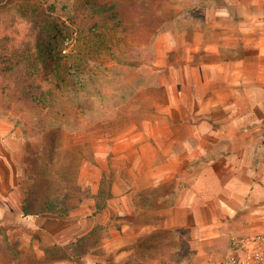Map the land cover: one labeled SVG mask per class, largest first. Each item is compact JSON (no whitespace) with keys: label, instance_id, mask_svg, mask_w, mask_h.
<instances>
[{"label":"rangeland","instance_id":"374dc122","mask_svg":"<svg viewBox=\"0 0 264 264\" xmlns=\"http://www.w3.org/2000/svg\"><path fill=\"white\" fill-rule=\"evenodd\" d=\"M31 1L61 25L58 39L64 41L71 65L87 66L94 77L83 83L80 78L69 80L47 119L9 95L0 100V160L9 181L15 182L9 191L17 201L24 199L33 182L28 174L37 173L52 193L57 186L80 185L97 194L102 174L106 183L112 173V195L84 196L63 217L67 231L87 236L90 252L84 258L48 260L45 249L56 240L10 215L5 224L0 221V228L12 233L17 254L0 250V264H264V231H218L216 219L208 229L201 228L199 219L189 228L174 223L177 180L156 186L153 172L140 171V154L155 157L150 145L154 140L146 138L144 123L157 118L161 109H138L157 104V84L173 78L171 67L186 57L187 45L174 49L171 39L190 34L188 24L199 20L190 13L194 0H116L118 10L105 17L93 5L110 0ZM107 21L112 42L98 40ZM5 168L0 164V178ZM97 200L105 204L100 211ZM218 216L214 205L212 212L202 209L203 222L210 224L208 218ZM63 239L69 244L75 237L67 234Z\"/></svg>","mask_w":264,"mask_h":264},{"label":"crops","instance_id":"0c3cea01","mask_svg":"<svg viewBox=\"0 0 264 264\" xmlns=\"http://www.w3.org/2000/svg\"><path fill=\"white\" fill-rule=\"evenodd\" d=\"M191 8L199 20L188 24L190 34L171 39L173 48L186 44L187 53L171 67L173 78L157 84L149 112H161L144 123L155 157L142 152L140 171L153 172L156 186L177 180L174 223L189 228L199 219L208 229L216 219L218 231H264V0H194ZM4 174L1 224L14 215L54 244L64 245L67 234L76 240L79 231H67L64 216H25L6 168ZM213 205L219 216L203 222L202 209L212 212Z\"/></svg>","mask_w":264,"mask_h":264},{"label":"trees","instance_id":"16d2710c","mask_svg":"<svg viewBox=\"0 0 264 264\" xmlns=\"http://www.w3.org/2000/svg\"><path fill=\"white\" fill-rule=\"evenodd\" d=\"M93 9L105 17L116 12L118 6L116 0H110L105 4L93 5ZM103 26L105 32L98 31V40H107V30L112 28L108 21ZM91 32L95 34V30ZM61 34L59 22L45 8L31 0H0V100L9 95L15 102L26 104L25 110L47 119L57 101L58 91L64 85H69V80L80 78V83L93 80L94 75L87 66L81 68L82 65H71L64 52V41L58 39ZM109 41L105 44L108 47ZM148 89L151 92V88ZM144 105L138 109L140 112L155 108L151 102ZM21 107L24 108L23 105ZM108 176L109 181L105 183L107 176L102 174L97 194H91L80 185L72 188L57 186L52 193L41 183L42 174L29 173L28 177L33 182L25 192L23 214L28 216L50 212L66 216L80 206L84 196L92 195L94 199L106 194L111 196L112 173ZM104 205L97 200L95 208L100 211ZM87 240L84 235L69 244H53L51 248L45 249L46 258L51 261L80 258L90 252ZM5 249H13L17 254L10 235L0 228V250Z\"/></svg>","mask_w":264,"mask_h":264}]
</instances>
